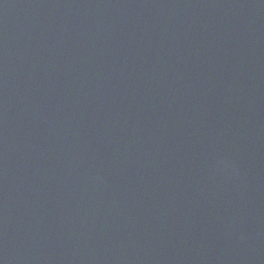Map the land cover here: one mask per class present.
Instances as JSON below:
<instances>
[{
    "label": "water",
    "instance_id": "1",
    "mask_svg": "<svg viewBox=\"0 0 264 264\" xmlns=\"http://www.w3.org/2000/svg\"><path fill=\"white\" fill-rule=\"evenodd\" d=\"M0 264H264V0H0Z\"/></svg>",
    "mask_w": 264,
    "mask_h": 264
}]
</instances>
